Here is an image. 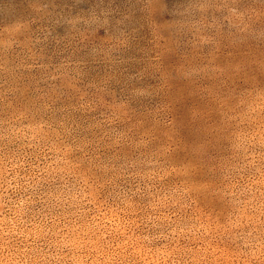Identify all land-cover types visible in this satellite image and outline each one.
<instances>
[{"label":"rangeland","instance_id":"1","mask_svg":"<svg viewBox=\"0 0 264 264\" xmlns=\"http://www.w3.org/2000/svg\"><path fill=\"white\" fill-rule=\"evenodd\" d=\"M0 264H264V0H0Z\"/></svg>","mask_w":264,"mask_h":264}]
</instances>
